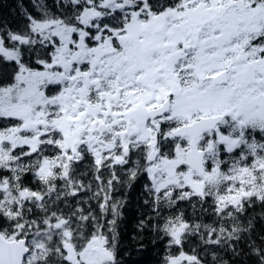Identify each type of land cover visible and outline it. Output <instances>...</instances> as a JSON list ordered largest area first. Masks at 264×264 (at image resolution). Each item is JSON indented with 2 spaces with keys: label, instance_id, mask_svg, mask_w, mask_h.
Wrapping results in <instances>:
<instances>
[{
  "label": "snow or ice",
  "instance_id": "1",
  "mask_svg": "<svg viewBox=\"0 0 264 264\" xmlns=\"http://www.w3.org/2000/svg\"><path fill=\"white\" fill-rule=\"evenodd\" d=\"M0 264H264V0H0Z\"/></svg>",
  "mask_w": 264,
  "mask_h": 264
}]
</instances>
